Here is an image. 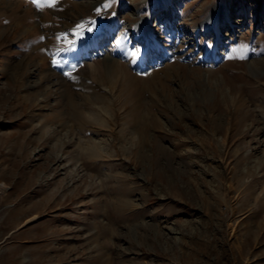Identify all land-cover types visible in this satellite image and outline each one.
I'll return each instance as SVG.
<instances>
[{
  "label": "rangeland",
  "instance_id": "rangeland-1",
  "mask_svg": "<svg viewBox=\"0 0 264 264\" xmlns=\"http://www.w3.org/2000/svg\"><path fill=\"white\" fill-rule=\"evenodd\" d=\"M39 4L0 0V264H264V0Z\"/></svg>",
  "mask_w": 264,
  "mask_h": 264
},
{
  "label": "snow or ice",
  "instance_id": "snow-or-ice-1",
  "mask_svg": "<svg viewBox=\"0 0 264 264\" xmlns=\"http://www.w3.org/2000/svg\"><path fill=\"white\" fill-rule=\"evenodd\" d=\"M32 2L36 4L38 7L40 6L39 0H32ZM55 2L56 0H47V6L49 7L54 6ZM241 51H243V49H241Z\"/></svg>",
  "mask_w": 264,
  "mask_h": 264
},
{
  "label": "bare ground",
  "instance_id": "bare-ground-1",
  "mask_svg": "<svg viewBox=\"0 0 264 264\" xmlns=\"http://www.w3.org/2000/svg\"><path fill=\"white\" fill-rule=\"evenodd\" d=\"M144 24H145V23H143V24L140 25V26L138 25V28L142 27V29H143V30L145 29L146 33H148V30H149V29L147 30L146 25H145V28H144V26H143ZM146 24H147V23H146ZM145 31H143V33H144Z\"/></svg>",
  "mask_w": 264,
  "mask_h": 264
}]
</instances>
